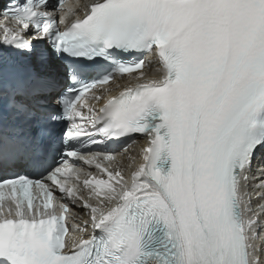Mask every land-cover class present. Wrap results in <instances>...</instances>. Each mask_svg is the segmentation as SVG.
Instances as JSON below:
<instances>
[{
	"label": "snow or ice",
	"instance_id": "snow-or-ice-1",
	"mask_svg": "<svg viewBox=\"0 0 264 264\" xmlns=\"http://www.w3.org/2000/svg\"><path fill=\"white\" fill-rule=\"evenodd\" d=\"M0 15V264H262L264 0ZM117 77L135 83L112 95Z\"/></svg>",
	"mask_w": 264,
	"mask_h": 264
},
{
	"label": "bare ground",
	"instance_id": "bare-ground-1",
	"mask_svg": "<svg viewBox=\"0 0 264 264\" xmlns=\"http://www.w3.org/2000/svg\"><path fill=\"white\" fill-rule=\"evenodd\" d=\"M142 143H144V140H143V141H141V144H142ZM137 150H138V148H136V149L134 150V152H135V153H137ZM136 157H137V155H136ZM124 161H125V159H124V158H122L121 162L123 163ZM126 172H127V171H126Z\"/></svg>",
	"mask_w": 264,
	"mask_h": 264
},
{
	"label": "rangeland",
	"instance_id": "rangeland-1",
	"mask_svg": "<svg viewBox=\"0 0 264 264\" xmlns=\"http://www.w3.org/2000/svg\"><path fill=\"white\" fill-rule=\"evenodd\" d=\"M134 156V154H132Z\"/></svg>",
	"mask_w": 264,
	"mask_h": 264
}]
</instances>
